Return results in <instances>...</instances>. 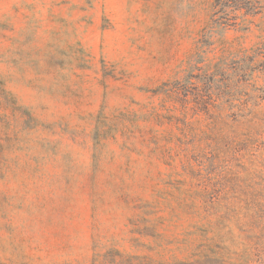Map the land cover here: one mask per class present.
I'll return each mask as SVG.
<instances>
[{
    "label": "rangeland",
    "instance_id": "374dc122",
    "mask_svg": "<svg viewBox=\"0 0 264 264\" xmlns=\"http://www.w3.org/2000/svg\"><path fill=\"white\" fill-rule=\"evenodd\" d=\"M0 264H264V0H0Z\"/></svg>",
    "mask_w": 264,
    "mask_h": 264
}]
</instances>
